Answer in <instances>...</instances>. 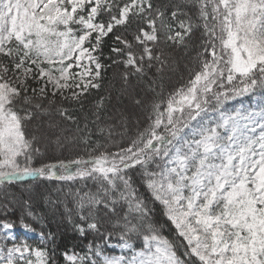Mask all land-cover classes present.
<instances>
[{
    "label": "snow or ice",
    "instance_id": "1",
    "mask_svg": "<svg viewBox=\"0 0 264 264\" xmlns=\"http://www.w3.org/2000/svg\"><path fill=\"white\" fill-rule=\"evenodd\" d=\"M190 50L186 83L165 95L176 53ZM110 67L142 130L125 143L109 128L87 157L35 167L39 139L64 135L53 114L75 123L64 104L82 103ZM77 131L90 144L87 124ZM28 179L96 186L65 206L80 237L100 240L66 251L70 264H264V0H0V186ZM12 213L0 204V264H55L51 233L35 246L14 233L34 231L36 214ZM113 217L115 245L101 232Z\"/></svg>",
    "mask_w": 264,
    "mask_h": 264
},
{
    "label": "trees",
    "instance_id": "2",
    "mask_svg": "<svg viewBox=\"0 0 264 264\" xmlns=\"http://www.w3.org/2000/svg\"><path fill=\"white\" fill-rule=\"evenodd\" d=\"M157 2L160 4L180 3L182 0H157ZM110 45L111 40H108L106 42L105 55L108 54V47ZM194 55L195 52L191 50L187 56H185L183 52L176 53L177 58L182 57L186 60L183 59V63H179L178 69L171 75L170 80L168 78L165 79V95H167L173 88H179L186 83L189 75L188 67L191 66V57ZM119 71V69L114 67L108 68L101 81V87L99 89L92 90L87 97L83 99L82 103L66 102L64 104V107L68 109L73 117H75V123L68 120H61L53 114V118L60 124L61 129L65 130L64 135L61 137V143L57 144L55 142V137H48L40 138L36 146L43 152H50L56 147H61L63 149L59 155H62L60 156L62 158H50L51 160L42 164L55 163L61 159L69 160L70 158H76L77 156L87 157L88 149L94 147L97 141L100 143H105L107 141L109 128L112 129L113 139L117 142L128 141L130 138L135 137L139 130H142L145 126V116L143 113L140 115L135 114L131 109L132 103L130 101V97L120 95L121 81L119 79ZM133 83H135V81H133ZM137 92L141 96L143 95V92H141L139 88L137 89ZM101 98L104 99V104L99 111V120H97L95 115L97 109L94 105ZM241 102L247 104L249 99L247 97L238 98L235 101H230L227 107L234 108L239 106ZM120 110H122V114L125 113L127 114V117H129L128 126L123 131L122 136L115 131L116 126L119 125L120 120H122V114L118 115L116 112ZM85 124H87L88 129L92 133L90 137V144L88 145L82 143L81 133L77 131L78 126L80 129H84ZM100 129H104L103 134L100 133ZM28 130L32 133L34 131V127L29 126ZM36 134L40 136L39 133ZM44 145H47L48 151H46ZM111 150L114 151L113 147ZM39 166L40 165L36 167ZM75 183L81 195L86 192L96 191V186L90 180L87 182H64L55 179H28L22 182H16L13 185L0 186V204L9 202L10 200L16 201L17 203L15 204L9 202L10 206L14 209V213L10 214L7 217L8 219L18 220V218L23 215V209L28 207L29 210L35 213L38 217V220L36 221L26 217L27 222L31 225V227L40 233H51L55 237L54 243H48L50 244L48 247L49 249H55V264H70V262L66 261L63 255L66 251L68 254L73 252L83 254L84 251H86V246L89 242H100L99 236L94 233H90L86 238L80 237L79 234L73 230V224L66 215V212L60 207L63 205L68 208L74 207L76 193L74 190H67L66 188L75 185ZM55 188H58V191H56ZM52 198H56L60 201L63 200V203L58 202L55 204V208L53 207L55 211H51L50 207L45 205L47 202L48 204H52ZM24 201H29V204L25 205ZM149 206L151 207L152 205L149 204ZM53 212L57 213L58 216ZM4 218L5 217L0 216V219ZM56 218L60 219V224H58ZM155 218L161 222L163 220L158 206ZM72 219L78 222V217L75 215H73ZM114 222V217L112 219L101 221V232H105L106 230L113 232V238L110 241L113 245L118 243L119 236V229L113 228ZM163 234L169 239H172L173 237V232L169 231V226L167 225L163 229ZM132 242L137 248L141 246V242L135 238H133ZM106 252L108 254H120V250L118 248L106 249Z\"/></svg>",
    "mask_w": 264,
    "mask_h": 264
},
{
    "label": "rangeland",
    "instance_id": "3",
    "mask_svg": "<svg viewBox=\"0 0 264 264\" xmlns=\"http://www.w3.org/2000/svg\"><path fill=\"white\" fill-rule=\"evenodd\" d=\"M178 59H179V63H183L182 61H183V59H185V58H182V57H178ZM186 60V59H185ZM130 101H131V99H130ZM131 103H132V101H131ZM237 107V106H236ZM132 111L135 113V114H141V113H143V110L141 109V108H137V107H135L133 104H132ZM117 112V114L119 115H121L122 114V110H120V111H116ZM128 113V112H127ZM124 117V118H123ZM121 119L122 120H120V124L119 125H117L116 126V132H118L119 134H120V136H122V134H123V131L127 128V126H128V123H129V117H127V114H125V113H123L122 114V117H121ZM131 119V118H130ZM127 141H125V143H126ZM44 147H45V149H46V151H48L47 149V145H44ZM62 149L63 148H61V147H56V148H54L52 151H48V152H43L42 150H40V155H38L37 157H36V159H35V161H34V166L36 167V166H38V165H41L42 163H44V162H46V161H48V160H51L50 158H53L54 159V157H60V156H62V155H59L60 153H61V151H62ZM113 149L115 150V148L113 147ZM52 152V153H51ZM56 154H58V155H56ZM60 158H62V157H60ZM75 157H73V158H70V159H74ZM66 160H68V159H66ZM51 189V188H50ZM67 190H74L75 191V193H76V198H77V193H79L80 194V191L78 190V188H77V186H76V183H75V185H73V186H70V187H67L66 188ZM52 190V189H51ZM55 190L56 191H58V188H55ZM50 199V198H49ZM10 200V199H9ZM66 200V199H65ZM64 200V201H65ZM63 201V200H62ZM62 201H60V200H58V199H56V198H52V200H51V202H52V204L51 203H49L48 204V202L47 203H45V205L47 206V207H50V209H51V211H55L54 209H53V207L55 206V204H57L58 202H61V203H63ZM10 203H15V204H17L16 203V201H12V200H10L9 201ZM60 203V204H61ZM64 211H65V206L63 205V206H60ZM55 208V207H54ZM54 214H56L57 215V213H55V212H53ZM52 213V214H53ZM58 216V215H57ZM56 220H57V222H58V224H60V219L59 218H56ZM19 226V225H18ZM16 227L15 228V230H14V233H15V235L19 238V237H23V238H26L27 239V241H28V243H30V244H32V245H38L39 243H40V232L39 231H37V230H34V231H25V230H23L21 227ZM36 243H38V244H36ZM50 246V244H48L47 245V247H49ZM72 253H70L69 255H71ZM111 255V254H110ZM67 261V260H66ZM68 262V261H67Z\"/></svg>",
    "mask_w": 264,
    "mask_h": 264
}]
</instances>
